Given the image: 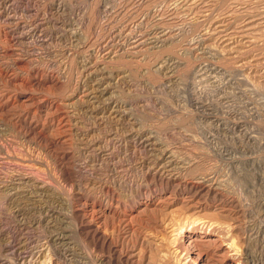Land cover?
<instances>
[{
	"label": "bare ground",
	"instance_id": "obj_1",
	"mask_svg": "<svg viewBox=\"0 0 264 264\" xmlns=\"http://www.w3.org/2000/svg\"><path fill=\"white\" fill-rule=\"evenodd\" d=\"M175 1L181 8L173 9L176 17L197 5ZM218 1L228 2L212 0ZM94 4L99 6L98 20L92 10L86 17L87 6ZM126 6L117 0H0V139H7L0 141V197L5 206L0 213V264H264V207L258 214L262 227L254 232L248 212L236 206L227 185L245 160L235 154L237 145L263 150L264 143L170 144L158 141L154 130H144L139 109L150 107L151 100L138 96V80L155 76L164 66L145 57L152 55L150 48L159 51L175 38L163 25L160 31L140 35L145 18L130 14ZM203 14V24L215 28L211 12ZM227 31H218L220 39ZM208 35L206 31L203 40L192 39L194 45H188L196 50ZM261 39V46L250 41L248 51H229L232 57L227 59L236 64L235 70L242 72L251 64L241 63L248 52L264 49ZM263 56L250 66L264 67ZM202 71L207 72L202 67L195 74ZM251 87L257 91L262 85L254 82ZM208 106L199 114L217 120L218 113H204ZM15 147L25 149L20 157L36 169L42 163L32 162L29 155L45 158L71 197L33 177L32 166L22 165L11 153ZM213 159L225 172L208 165ZM256 242L262 257L258 260Z\"/></svg>",
	"mask_w": 264,
	"mask_h": 264
},
{
	"label": "rangeland",
	"instance_id": "obj_2",
	"mask_svg": "<svg viewBox=\"0 0 264 264\" xmlns=\"http://www.w3.org/2000/svg\"><path fill=\"white\" fill-rule=\"evenodd\" d=\"M117 1L122 2L124 6L127 3L126 10H129L130 14L135 12L134 13L135 16L139 15L137 18H140L141 20L143 17L145 18V20L143 19L144 21L142 20L143 26L141 27L142 30L140 29L141 31L140 35L143 33L145 34L155 33V31L157 30L156 28H158V31H160L161 29L167 32L170 31L175 38L174 41L172 39L171 41L172 43L167 42L164 48L159 51L150 48L151 45H148V48H150V53H152V55L150 54V57L146 56L145 58L146 59L149 58V60L153 61V63L155 62L159 63L160 66L164 64L163 69L161 70L162 72L158 74L155 73V76L152 75L153 78L151 76H149L150 77L149 78L148 75L147 76L142 75L143 73L141 71L138 73V75H142L145 77L146 80H148L146 81L145 79H143L144 77L142 76H141L142 78L140 77L139 79L138 76L139 79L138 83L139 81L141 82L137 84V89H139L137 91V93H139L138 96L141 98L145 95L147 97L144 99H148V101L151 100V103H149L150 101L147 103V105H149L150 107L146 108L145 106L143 107V109H139V115L141 117L140 119L143 126L142 128L144 130L147 129L148 131H152V132L154 130V133H156L155 135L159 137L157 139L158 141H166L170 144L173 143L186 144L187 142L189 143V141L190 142L225 141L226 143L230 141L229 144H233L236 141L238 142L261 141L264 143V90H263L264 88H262L264 86V67L262 66H260L259 68L251 67L252 65L257 63L256 61L258 60V58L262 60L263 59L262 56L264 55L263 54L264 49L262 47L260 48L262 44L261 38L264 36V0H227L228 2H226L225 5H220L219 1L216 4L212 2V0H201V2L200 0H198L199 2L197 0H192V1L189 0L190 4L189 1L188 4L193 7L195 4H197L196 5L197 8L194 7L195 9L193 8L192 12L191 13L188 12V14L187 12L182 13L183 10H181V12L180 11L178 12L179 15H177V17L172 15V11L173 9L176 10L177 7H178L177 9H181V8L179 7L180 3L178 4L175 0H170V2L169 0H117ZM165 1L167 4L165 3ZM207 2H209L208 4H212V5H208V4L204 5ZM199 3H201L202 5ZM213 5H215L216 7H214ZM94 6L95 4L93 6H87L86 10L87 13H89L92 10L93 13L91 12L90 13L92 14L93 17L95 16L96 20H98L97 11L99 10V6H95V7ZM92 7H94L95 9ZM205 7H208L211 10ZM212 8L214 9L217 8V9L214 10ZM206 9L210 11L212 14L211 20L215 24V28L213 26L215 31L213 30L212 26L209 23L203 24L202 22L203 20L202 17H200V15L204 16L205 14L203 13L207 12ZM204 10L206 12H204ZM229 10H232L233 12L229 14V12H227ZM90 13L86 17H91ZM189 14L191 16H189ZM231 15L232 16L235 15V17L230 18ZM252 17H254V19ZM188 18L189 20H187ZM248 18L254 21V25L252 27L250 25L248 26V22H247L249 20ZM228 19L230 20V22ZM161 21H163V23ZM188 21L191 22L189 23ZM225 22L227 24L226 26L228 27L224 26L225 24L223 23ZM228 23L231 24L229 25ZM190 24L192 26H190ZM219 25L221 28L219 27ZM160 26H162V28ZM159 27L161 29H159ZM230 27L232 29H230ZM253 27L254 28L256 27L255 29L257 31ZM216 29L217 30L219 29L218 31L224 29L228 30L226 33H224V35L226 34L225 36L228 35L229 37L227 36L225 37V39L233 38V40L230 41L229 43V41L228 42L225 41L224 38L220 39V34ZM243 29L244 31H242ZM205 30L210 35L211 32L213 31L212 33L215 32L214 33L215 35L213 34L211 35V37L208 35L209 36L208 38L210 40L207 39L208 41L206 40L204 44H202L203 42L200 43V46L198 45V48L200 49L197 48L198 50L197 49L195 50V46H193L194 48L192 47V45H194L193 40L194 42L201 41V39L203 40L204 38L201 35L206 33ZM221 36H223V34H221ZM250 41L256 43L260 42L257 43L260 46L256 48V50L255 49L252 50L255 52L250 51L248 52V55L246 54L247 56H244L241 63L249 62L251 63L250 64L251 66L249 65L244 70H241L242 72H239L235 70L236 64H234V62L232 63L231 61L229 62L227 57L228 58L232 57L230 52L233 50L238 51L239 49H241L239 51H248L251 47V46L249 47L251 43ZM149 42L150 41H148L147 43ZM189 42L193 44L189 46L188 45ZM206 46L208 47V49ZM209 46L212 47L210 48L211 50L209 49ZM192 48L193 50L191 51ZM228 52L230 55L228 54ZM155 53L157 54L155 55ZM219 54L221 56H219ZM261 54L263 55L261 56ZM175 58L178 60L180 59V61L177 62ZM176 63H178L180 66ZM189 64L191 66H189ZM210 65L213 67H211ZM113 66L120 67V65L119 66L113 65ZM113 66L111 65V67ZM168 66H170V69H168ZM192 66L194 67L191 68ZM202 67L205 70H207V72L203 75L204 71H202V73L200 72L202 74L201 76L196 75L195 72L201 69ZM155 68L158 67L154 66V69ZM209 68L211 71L208 70ZM214 68L217 69L218 72L220 71L219 74L212 72ZM195 75L197 76V78L195 77ZM62 77L63 80H65V75H62ZM245 78L248 79L251 78L252 81L253 80L254 81L248 82L247 80L245 81ZM254 82L255 85L256 84L262 85L261 87L262 89L259 88V90L255 91L256 89L254 87L253 88L251 87V84L253 85ZM145 83L147 84L149 83V84L146 85ZM151 90H153V92ZM150 92L153 94H150ZM47 93L44 92L43 94L46 95ZM224 93L228 97H230L231 95L234 96L227 100L221 99L222 97H216L217 95ZM151 96L155 97V99ZM202 105L205 107L209 105L208 106L209 110H204L205 114L210 113L212 115H216V113H218L217 120L216 117L208 118V119L202 118L204 114L202 113L201 114L202 117H201V115L198 112L204 109ZM144 108L146 109L144 110ZM210 108L213 109V112L210 111ZM233 111L237 113L234 114ZM5 140L7 141V139H3V140L0 139V141H5ZM238 142L236 143L238 144ZM244 145L238 144L237 145L238 150L235 151V154L238 157L244 156L245 160L241 159V161L239 162L240 164L239 163L237 164L238 167L236 166L235 172H233L232 173L233 175L230 177L229 183L227 184L228 187L230 188V189L228 188L229 189L228 195L231 196V197L229 196L230 198H233L234 200L236 199L235 201L236 203H238L236 204L237 207L239 208L241 207L248 212L247 221H250V223L252 222L251 224L253 225V229L256 227L254 229V232H258L260 230V227H262V223H261L262 220L260 219L258 214H260L259 211L261 210V207H264V184H263L264 183L263 181L264 180L263 177L264 149L258 150L256 147H249L250 144H248V146L247 144L245 146ZM22 149L23 148L21 147H15L12 149L11 153H14L17 157H20L21 156L20 154L22 153L24 154L26 152V151L23 152V150L25 149L23 150ZM29 156L31 158L33 156L32 158L33 160L29 157L32 160V162L35 160L34 162L36 163V161L38 162L39 160V163H42L41 165H39V167H41L40 169H36V167L32 166L34 163H30V164L25 163L24 160L21 158L22 156L20 157L21 160L18 161L19 163L21 162V164L24 166L28 164L29 166H32L29 167L32 168L29 170L30 171L32 170L33 177H35L38 180L47 181V182L49 181L53 189H56V191L60 190L63 193H65L64 195L71 197L72 192H70V189L64 185V183L61 181L59 177L58 172L52 166L50 167L48 161L45 158L40 157L41 158L40 159L39 156L37 157V155L34 154H30ZM207 162L208 165L210 166L213 165L215 167L218 166L219 167L218 170L225 172L224 167L220 164L219 161L213 159V160H208ZM3 211L5 212V206L3 204V200L0 197V213ZM252 213L253 215H251ZM68 214L71 215V213L69 212ZM73 237L80 244L84 252L85 251L89 252V248L85 247L86 246V244H84L85 242L80 238L78 234L73 233ZM10 241H13V239ZM81 241H83L84 243ZM259 245L260 243L256 242L255 247H253V252L256 253L257 255L256 256L254 254L255 260L256 259L258 260L259 256H260L259 258H262ZM9 257L11 258L12 262H16L14 256L12 257V254H9Z\"/></svg>",
	"mask_w": 264,
	"mask_h": 264
}]
</instances>
